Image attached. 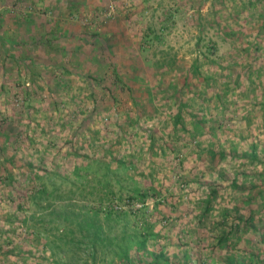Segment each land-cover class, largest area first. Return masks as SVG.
<instances>
[{"label":"rangeland","instance_id":"374dc122","mask_svg":"<svg viewBox=\"0 0 264 264\" xmlns=\"http://www.w3.org/2000/svg\"><path fill=\"white\" fill-rule=\"evenodd\" d=\"M263 18L264 0H0V264H85L87 220L153 232L94 264H264Z\"/></svg>","mask_w":264,"mask_h":264},{"label":"trees","instance_id":"16d2710c","mask_svg":"<svg viewBox=\"0 0 264 264\" xmlns=\"http://www.w3.org/2000/svg\"><path fill=\"white\" fill-rule=\"evenodd\" d=\"M262 21H264V18L262 19ZM208 57H209L208 54L207 53H204L203 58L205 60H207V61H211L210 59L208 60ZM198 62L199 61L197 59H195L192 62L190 68L188 69V71L191 74H193L194 76L201 75V71H200ZM165 69L166 70H170V69H174V68L171 67V68H165ZM221 69H226V68H221ZM259 74H260V70L259 69H256V75H259ZM203 81H205L207 83V85H210L208 83V79L206 78V76H203ZM175 88L173 89V93L175 92ZM181 91H182V87H181ZM217 95L218 94H216L215 97ZM262 108L264 109V104H262ZM180 109H178L175 112L174 119H176L177 123L180 122V124H181L182 117H183V112H181ZM192 129L193 130H196V131L199 130V129H204L203 122L201 123V120L200 119H196L195 122H194V124L192 125ZM215 154L216 153L213 150L210 151V161H213ZM111 155H112V153L109 154V157H111ZM113 162H114V164L116 163L117 166L118 165L119 166H125V163L124 162H122L119 159H116L115 160V158L112 159V160L109 159V162L108 163H109V165H111ZM89 165H90V163L87 162V163H85L82 166V168L84 166H89ZM33 179H34V176H33ZM98 183L99 184H103L100 180H98ZM43 191H44V188L43 187L39 188L38 190H36V189H33L32 190V193H33L32 197L35 200H37L36 202L34 201L35 204L38 201H40V200L43 199L42 198L43 197L42 196V192ZM37 194H38V197H37ZM143 195L146 196V194H143ZM256 195H257L258 198H259V196L264 195V190L262 192L258 191L256 193ZM51 197L56 198L57 196L51 195ZM202 202L204 204V212L203 213L204 214H207L208 213V209L212 205V198H210V196H208L205 200H202ZM158 205H159V203L158 202H155V207H157ZM262 205H264V202H263ZM38 209H39V213H42L45 208H44V206H39ZM44 211H47V209L44 210ZM50 213H51V211H49V213L47 212L46 214L44 212L43 214H38L37 217H35L34 216L35 214H33L32 216L28 217L27 219L25 218V220H29V222L32 223L33 225H37L38 222H40L42 220V217L44 218V216H45V218H46L47 216H49L50 218L48 219V221L43 220L42 221V224L45 223V225H46V224L50 223V225L52 227V224L54 222L57 223L58 222V219L55 220V218H54L55 217V214H50ZM253 214H254V212L252 210H250V214L244 220H243V218L239 214H237L236 218H234L232 224L229 227V231H232V230L233 231L234 230L237 231L238 229H240V227L243 224L248 223V221L252 218ZM120 216H123L124 219H125V222H127V216H128V214L126 212H123V211H118L117 214H113L112 212H106L105 213V222H107L112 227V222L115 220V218H119ZM63 218H66L67 219V216H63ZM31 221H33V222H31ZM140 221H142V223H140V226H139V228H141V232L140 231L134 232L132 234H129L128 236H123V237L121 236L120 238H118L117 236H113V237H110L109 239H105L102 236V231L100 229V226L97 225V222H95V221H92L91 222L90 220L85 221L84 225L87 228V230L89 231V229H91V228L93 229L92 238H90L89 241L87 242V246H90L91 249L88 252V258H86L85 264H94L95 261H96V259H97L96 258V252L98 250H100V249H103V250H106V251H111L115 255H119V257H121V258L129 261L128 251L132 247L131 244L133 242H135V244L137 245V249L138 250L139 249H142V248L144 249L145 248V242H146V240L149 237H152L153 236V232H152V229H151L152 227L149 226L145 222V220H140ZM236 221H238V224H236ZM62 224H63V228L62 229L65 231L64 234L71 236V234H73V232L71 231V229L69 230V228H71V225H72L71 222H66L65 221ZM79 226H81V225H79ZM34 231H37V230H34ZM71 237H72L71 238L72 242H74L76 236L75 237L74 236H71ZM75 241H77V240H75ZM75 243L77 244V246H79V244H80L78 242H75ZM71 244H73V243H71ZM50 253H51V256L53 257V252H50ZM162 258H163V255L153 256V258H152V260H151L150 263L151 264H159L160 263L159 261ZM156 259H157V261H156ZM137 264H141V262L137 261Z\"/></svg>","mask_w":264,"mask_h":264}]
</instances>
